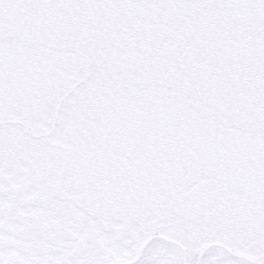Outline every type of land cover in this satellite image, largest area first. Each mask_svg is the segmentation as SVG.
Masks as SVG:
<instances>
[{
    "label": "snow or ice",
    "instance_id": "1",
    "mask_svg": "<svg viewBox=\"0 0 264 264\" xmlns=\"http://www.w3.org/2000/svg\"><path fill=\"white\" fill-rule=\"evenodd\" d=\"M0 264H264V0H0Z\"/></svg>",
    "mask_w": 264,
    "mask_h": 264
}]
</instances>
